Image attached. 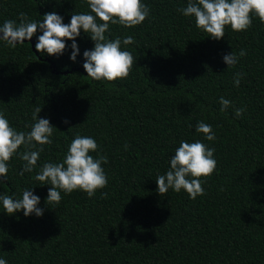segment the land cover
<instances>
[{"label": "trees", "instance_id": "16d2710c", "mask_svg": "<svg viewBox=\"0 0 264 264\" xmlns=\"http://www.w3.org/2000/svg\"><path fill=\"white\" fill-rule=\"evenodd\" d=\"M142 2L150 9L142 24L110 25L106 33L135 39L122 44L137 60L127 79L87 76L83 52L94 42L83 30L76 62L71 40L60 56L0 40V111L18 131H30L37 107L55 126L37 168L20 176L24 162L13 156L0 184V194L16 199L32 187L44 210L39 217L8 215L0 202V258L8 264H264V23L253 16L247 31L226 27L214 40L178 11L187 0ZM51 11L69 23L90 9L86 0H0V25L19 23L20 12L42 20ZM241 49L247 54L227 68L223 56ZM236 72L244 74L239 87ZM221 96L232 102L224 112ZM240 107L246 111L236 117ZM201 120L212 126L214 141L195 131ZM77 133L94 138L108 157V185L92 198L61 192L58 205H47L51 185L33 177L45 161H62ZM181 140L215 149L216 169L201 178L205 194L196 199L184 190L157 191L156 178Z\"/></svg>", "mask_w": 264, "mask_h": 264}, {"label": "clouds", "instance_id": "9594fccd", "mask_svg": "<svg viewBox=\"0 0 264 264\" xmlns=\"http://www.w3.org/2000/svg\"><path fill=\"white\" fill-rule=\"evenodd\" d=\"M86 3L90 11L72 14L69 23H64L63 17L55 11L46 12L42 20H30L26 13L20 12L19 23L8 19L0 25V40L14 49L17 44L30 41L39 30L42 34L37 37L36 51L60 56L68 47L66 41L71 40L70 59L76 62L80 51L76 38L83 30L94 42L92 49L83 52V68L87 76L95 81L108 82L127 79L137 60L132 52L122 48V44H133L135 39L132 35L110 39L106 33L110 32V25L132 28L142 24L150 15L149 7L142 0H86ZM178 11L185 17H194L196 27L214 40L225 36L226 27L234 32L247 31L252 26L253 16L264 23V0H187V5ZM246 54L244 49L238 55L231 52L223 56V61L231 69ZM243 75L242 72L234 74L233 83L236 87H239ZM219 103L221 112L232 106V102L223 96ZM40 111V107L33 111L34 123L26 126L30 127L27 132L14 128L4 112L0 111V184L8 179V164L13 156L18 155L24 162L19 172L23 176L37 168V162L44 151L43 146L52 144L55 126L49 119L39 118ZM245 111V107L234 108V115L241 117ZM64 122L68 123L67 120ZM195 131L203 133L208 141L216 139L212 126L202 120L197 122ZM37 145L40 147L37 148ZM21 147L23 151H20ZM124 147L127 150L128 145ZM98 149L99 145L94 138L77 133L62 161H45L39 167L33 179L41 182V185H51L46 198L47 205H58L62 200L61 192L70 194L80 190L92 198L98 190L108 185V176L103 167L108 157L99 155ZM92 152H97V157L91 155ZM214 153L215 149L201 140H181L170 158L169 169L156 178L158 193L163 195L172 189L177 193L184 190L191 199L203 196L205 189L202 185L205 181L201 178L214 173L217 166ZM31 189H24L19 199L6 193L0 194L4 212L13 215L22 210L26 217L32 214L42 216L44 210L38 207L41 198ZM101 195L106 197L107 193ZM0 264L8 262L0 258Z\"/></svg>", "mask_w": 264, "mask_h": 264}, {"label": "water", "instance_id": "95a60500", "mask_svg": "<svg viewBox=\"0 0 264 264\" xmlns=\"http://www.w3.org/2000/svg\"><path fill=\"white\" fill-rule=\"evenodd\" d=\"M0 35H2V34H0ZM25 42H30L32 44L33 50L36 52L37 55L39 54L38 51H36V49H35L36 40H35L34 37H32L30 41L29 40H26ZM40 58H42V57H40ZM46 60H49V59L46 58Z\"/></svg>", "mask_w": 264, "mask_h": 264}]
</instances>
